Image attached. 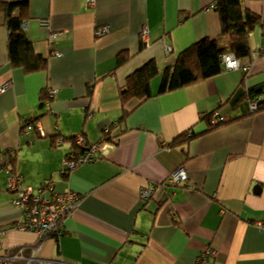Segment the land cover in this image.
<instances>
[{
  "label": "crops",
  "instance_id": "1",
  "mask_svg": "<svg viewBox=\"0 0 264 264\" xmlns=\"http://www.w3.org/2000/svg\"><path fill=\"white\" fill-rule=\"evenodd\" d=\"M27 2L22 29L48 64L32 74L11 68L0 27V161L13 160L12 170L0 168L1 248L23 247L13 256L34 254L35 264H195L206 248L210 264H264V109L250 113L247 105L249 93L264 99V0H241L260 22L239 68L161 94V73L178 53L203 37L221 39L218 15L207 9L213 0ZM103 25L108 32L96 35ZM122 50L130 56L117 66ZM151 59L159 71L152 96L130 102L104 156L67 170L71 137L97 142L116 125L119 87ZM41 89L53 91L48 101ZM213 109L226 121L203 133L201 116ZM191 127L199 135L166 147ZM180 165L187 181L172 187L165 180ZM11 176L22 188L52 182L81 196L58 238L39 246L34 232L15 228Z\"/></svg>",
  "mask_w": 264,
  "mask_h": 264
},
{
  "label": "trees",
  "instance_id": "2",
  "mask_svg": "<svg viewBox=\"0 0 264 264\" xmlns=\"http://www.w3.org/2000/svg\"><path fill=\"white\" fill-rule=\"evenodd\" d=\"M27 5V0L0 1V27L3 26L7 30V55L10 67L13 69L20 68L24 74H32L45 71L48 63L47 57L35 51L31 40L22 29ZM210 8L218 15L221 39L203 37L178 53L174 63L161 73L158 94L177 90L219 74L223 70L221 57L224 54L231 53L237 59L250 56L248 34L258 25L260 16L244 8L241 0H213L207 6V9ZM222 40L225 41V44L222 43ZM142 47L143 43H141L140 50ZM129 56L127 50L120 51L117 55L116 65L124 64L129 59ZM158 73L157 64L154 59H151L128 74L125 84L120 86L118 91L122 112L116 121V125L112 126V124L97 142L85 143V145L104 141L111 147L118 138V132L116 133L115 130H118L119 124L124 121L131 109L134 108L129 105L130 102L135 101L139 105L152 96L150 81ZM39 94L41 101L50 99L49 91L46 89H41ZM252 94L259 98L258 92L249 93V96ZM261 109H264V99L259 98L258 108L249 112H256ZM217 110L213 109L201 116L206 127L203 133L225 123L226 117L221 112L220 114L225 119L216 124L211 123L212 114ZM197 135H199L198 132L191 127L170 140L166 147L185 146L191 137ZM76 139L74 136L71 137V151L64 156L63 160L68 159L69 154L79 156L86 150V146L76 144ZM102 156H104V153L98 156V159ZM2 161H0V168L9 167L8 169L12 170V159L9 161L2 158ZM19 181L18 179V186ZM20 249L18 247L6 251L12 256L18 254L21 251ZM24 249L22 253L27 255L28 252ZM30 264L35 263L32 261Z\"/></svg>",
  "mask_w": 264,
  "mask_h": 264
},
{
  "label": "built area",
  "instance_id": "3",
  "mask_svg": "<svg viewBox=\"0 0 264 264\" xmlns=\"http://www.w3.org/2000/svg\"><path fill=\"white\" fill-rule=\"evenodd\" d=\"M88 5L92 4V0H87ZM45 24L44 21L41 22ZM26 24L22 25L25 28ZM108 32L107 25L98 27L95 30L96 35H101ZM264 57V50L260 52ZM223 70L236 69L241 66L239 59L235 58L233 54L227 53L221 57ZM243 69L247 71L248 67ZM3 88H0V91ZM52 90L49 91L51 96ZM249 111H255L259 105V98L256 95H250L247 99ZM225 117L217 110L212 114L211 123L216 124L223 121ZM37 130L41 131L39 126ZM76 144L86 146V150L79 156L69 154L68 159L63 160V164L67 170L73 169L77 166L91 163L98 159L102 153L109 149V144L102 141L97 144L83 143L81 138L76 139ZM14 151L9 152L10 157L14 156ZM187 180V173L182 165L177 166L166 178V183L170 186H177ZM18 178L11 176L8 182L9 191L12 193V204L19 209L20 221L15 225V228L22 231L34 232L38 237V245L50 237L58 238L65 230L64 219L76 208L81 196L72 190L55 191L52 182H47L32 190L29 187L22 188L17 184ZM141 198L147 199L151 192L147 188H142L140 191ZM5 231L0 229V264H30L34 259L26 257L22 259L10 256L5 249L1 248V238ZM35 247L34 252L39 248ZM22 249V248H21ZM20 249V250H21ZM213 256V252L206 248L202 250L196 257L195 264H210L209 258ZM214 264H217L214 262Z\"/></svg>",
  "mask_w": 264,
  "mask_h": 264
}]
</instances>
